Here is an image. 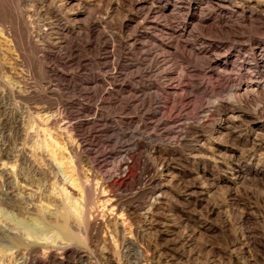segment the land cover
Wrapping results in <instances>:
<instances>
[{"label":"rangeland","instance_id":"1","mask_svg":"<svg viewBox=\"0 0 264 264\" xmlns=\"http://www.w3.org/2000/svg\"><path fill=\"white\" fill-rule=\"evenodd\" d=\"M137 141L122 246L97 179L64 199L54 176L99 179ZM0 176L77 233L96 206L71 264H264V0H0Z\"/></svg>","mask_w":264,"mask_h":264},{"label":"bare ground","instance_id":"2","mask_svg":"<svg viewBox=\"0 0 264 264\" xmlns=\"http://www.w3.org/2000/svg\"><path fill=\"white\" fill-rule=\"evenodd\" d=\"M249 2L252 4L254 3V0H249ZM186 127L191 128L192 125L188 124ZM141 147V142L137 141L134 145V149L127 152V157L117 166V169L106 176H101L99 179L98 176H79L77 177L79 180L76 181L74 176H70L72 182L67 184L65 183L66 180L61 176H54L57 179L56 182H59V191L64 199H68L72 195H82L83 193H86L92 185L93 178L97 179L96 183L94 181L95 185L93 184L95 186L93 188H95L97 195L95 196L98 201L107 206V209H110V213L113 212L112 215L115 220L114 223L112 222L114 225L112 226L111 231L114 230L123 239L124 243L122 246L130 244V241L127 242L126 240V230L131 209H126L127 217L125 216V210L123 211L124 213L121 212L118 192L134 186L136 181H141V177L136 178L132 175V171L137 168L138 163L141 160ZM149 167V164H146V168L149 169ZM27 177L29 176H0V181L3 182V180H6L5 182L8 181V183H10L13 180L16 182V179H19L20 182H22V185H24L25 182H27ZM23 187H26V185ZM77 187L80 188L79 191L76 190ZM24 193L21 195L4 192L3 194L0 193V204H4L7 208H12V210L15 209L21 214L27 215V217L30 216V218L33 219L32 222L20 221L19 219L17 220L19 223H15V220L12 222L13 219L10 220L11 218L9 219V215L6 213L8 209L4 210L5 208L2 207L3 209H1L0 207V264H71V259L78 261L87 260L89 254L86 251V248L84 249L80 247L73 240L79 236L78 239L83 238L87 241L92 235L93 227L97 230L96 226L104 224V219L99 217L98 209L94 208L95 205L85 210V214H87L86 225L81 231H79V233H77L73 231L74 228L71 229L72 227L69 226V221L67 223V219L64 215V220H66V222L60 223L61 221L58 220V217L60 216L59 214L62 215L64 212L60 210L61 208L59 206L54 204V207L52 202H44L37 195L38 193L36 194L34 191L29 192L28 194ZM93 200L94 199H92L91 203H95ZM79 213L80 212H78V214ZM70 214L71 212L69 215ZM79 215L81 216V214ZM82 215H84V213ZM79 220L81 219L79 218ZM80 222L81 221L78 223ZM50 228H53L52 231L54 228L57 229V231L55 230L57 233H55V238L53 239H50L52 235L49 237L46 233V230ZM77 228L79 227H76L74 230ZM103 260L106 264H122L119 258L110 250L105 251Z\"/></svg>","mask_w":264,"mask_h":264}]
</instances>
